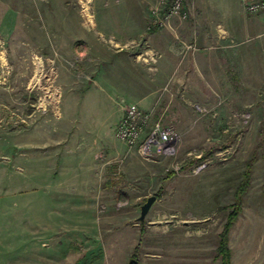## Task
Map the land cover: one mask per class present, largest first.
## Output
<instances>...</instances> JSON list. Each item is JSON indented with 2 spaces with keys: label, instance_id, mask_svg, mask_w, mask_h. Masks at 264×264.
I'll return each mask as SVG.
<instances>
[{
  "label": "rangeland",
  "instance_id": "1",
  "mask_svg": "<svg viewBox=\"0 0 264 264\" xmlns=\"http://www.w3.org/2000/svg\"><path fill=\"white\" fill-rule=\"evenodd\" d=\"M156 1L0 0V264H220L219 236L248 165L227 246L230 264H264V68L241 72L239 87L228 74L208 78L204 92L154 81L144 109L105 93L94 75L104 62L92 43L120 49L128 7L143 8L152 30ZM187 5L194 34L183 52L194 54L198 13L195 0ZM130 104L175 131L171 155L146 160L116 139ZM80 153L92 165L77 170Z\"/></svg>",
  "mask_w": 264,
  "mask_h": 264
},
{
  "label": "crops",
  "instance_id": "2",
  "mask_svg": "<svg viewBox=\"0 0 264 264\" xmlns=\"http://www.w3.org/2000/svg\"><path fill=\"white\" fill-rule=\"evenodd\" d=\"M233 1L234 4H231ZM195 3L199 26L195 34L199 51L194 54L183 52L184 41L188 42L194 34L190 23L173 19L170 28L148 31L143 8L126 7V16H118L121 33L115 43L120 49L109 44L92 43V56L104 62V72H94L105 84L103 91L110 96L116 94L125 97L143 108L154 99H151L156 91L152 88L154 81L160 86L169 83L175 92L186 88L191 90L193 85L204 92L209 86L208 78L218 79L228 74L233 77L234 83L244 71L249 70V76L253 77L254 70L264 68V13L248 14L239 0H195ZM135 15L140 20L137 23H134ZM104 18L105 25L112 26L110 15L107 14ZM141 57L145 63L152 60V67L146 68L147 64L137 62V58ZM139 76L145 80L138 81ZM238 79L236 87L240 86ZM94 83L96 85L98 82ZM155 87L158 88L159 85ZM64 108L69 110L70 106L63 104V110ZM145 111H151V108ZM67 113L70 115L69 111ZM67 121L65 119L64 124ZM57 143L64 147L60 151L68 159L67 152L64 153L69 148L65 146V141L61 139ZM71 158L73 165L76 162L77 170H81L86 164L92 165L90 154L80 153L75 159Z\"/></svg>",
  "mask_w": 264,
  "mask_h": 264
},
{
  "label": "built area",
  "instance_id": "3",
  "mask_svg": "<svg viewBox=\"0 0 264 264\" xmlns=\"http://www.w3.org/2000/svg\"><path fill=\"white\" fill-rule=\"evenodd\" d=\"M240 4L250 15L264 13V0H240ZM190 15L187 0H157L150 11V25L153 29L170 28L173 19L186 21ZM184 46L186 50L192 49L190 45ZM115 137L128 148L137 149L142 158L151 160L171 155L178 136L173 129L162 127L158 122L150 124V115L130 104L123 109Z\"/></svg>",
  "mask_w": 264,
  "mask_h": 264
},
{
  "label": "trees",
  "instance_id": "4",
  "mask_svg": "<svg viewBox=\"0 0 264 264\" xmlns=\"http://www.w3.org/2000/svg\"><path fill=\"white\" fill-rule=\"evenodd\" d=\"M249 170H250V165H248L247 170L244 173V181L239 184L235 192L234 203L232 204L231 209L227 214V218H226L225 225L223 227V231L219 236L217 255L220 258V264H230V250L227 246V242H228L227 236H228L230 227L233 225V223L235 222V220L237 219V216L239 215L241 211L242 197L245 194V191L248 186Z\"/></svg>",
  "mask_w": 264,
  "mask_h": 264
},
{
  "label": "water",
  "instance_id": "5",
  "mask_svg": "<svg viewBox=\"0 0 264 264\" xmlns=\"http://www.w3.org/2000/svg\"><path fill=\"white\" fill-rule=\"evenodd\" d=\"M156 198L154 196H151L147 198L146 202L140 207V215L138 217V222L143 223L145 220V216L148 213L150 207L154 203ZM135 262L133 260H130L128 264H134Z\"/></svg>",
  "mask_w": 264,
  "mask_h": 264
}]
</instances>
